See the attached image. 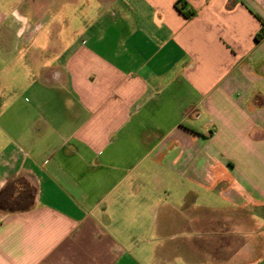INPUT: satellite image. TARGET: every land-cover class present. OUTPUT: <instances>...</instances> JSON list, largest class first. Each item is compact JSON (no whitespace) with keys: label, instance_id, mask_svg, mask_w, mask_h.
<instances>
[{"label":"crops","instance_id":"obj_1","mask_svg":"<svg viewBox=\"0 0 264 264\" xmlns=\"http://www.w3.org/2000/svg\"><path fill=\"white\" fill-rule=\"evenodd\" d=\"M0 264H264V0H0Z\"/></svg>","mask_w":264,"mask_h":264},{"label":"trees","instance_id":"obj_2","mask_svg":"<svg viewBox=\"0 0 264 264\" xmlns=\"http://www.w3.org/2000/svg\"><path fill=\"white\" fill-rule=\"evenodd\" d=\"M176 8L178 9V11L180 13H182L185 17L190 18L193 16L192 12H189V10H187L185 8L184 4H175ZM256 38H261V34L257 35Z\"/></svg>","mask_w":264,"mask_h":264},{"label":"rangeland","instance_id":"obj_3","mask_svg":"<svg viewBox=\"0 0 264 264\" xmlns=\"http://www.w3.org/2000/svg\"><path fill=\"white\" fill-rule=\"evenodd\" d=\"M75 19V18H74ZM75 23V22H74ZM193 119L191 118V120H190V125H193V124H198V123H203L202 121L204 120L203 118L201 119V120H199L198 122H194V121H192ZM187 122H189V121H187Z\"/></svg>","mask_w":264,"mask_h":264}]
</instances>
